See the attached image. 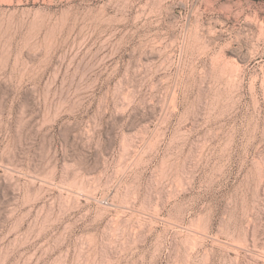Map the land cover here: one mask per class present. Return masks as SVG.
<instances>
[{
  "label": "rangeland",
  "instance_id": "1",
  "mask_svg": "<svg viewBox=\"0 0 264 264\" xmlns=\"http://www.w3.org/2000/svg\"><path fill=\"white\" fill-rule=\"evenodd\" d=\"M0 264H264V0H0Z\"/></svg>",
  "mask_w": 264,
  "mask_h": 264
}]
</instances>
